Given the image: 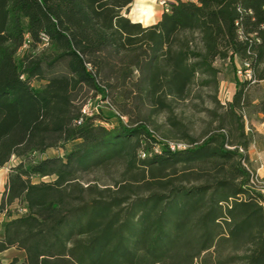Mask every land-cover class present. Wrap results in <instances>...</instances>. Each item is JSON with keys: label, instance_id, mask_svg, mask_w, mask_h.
Segmentation results:
<instances>
[{"label": "trees", "instance_id": "1", "mask_svg": "<svg viewBox=\"0 0 264 264\" xmlns=\"http://www.w3.org/2000/svg\"><path fill=\"white\" fill-rule=\"evenodd\" d=\"M132 1L0 0V167L18 159L0 197V252L24 251L10 264H264V194L242 152L250 83L221 103L214 64L247 61L264 79V0H174L148 26L127 17ZM58 63L127 121L58 107ZM193 86L214 89L205 137L169 115L185 144L171 149L149 119ZM48 148L64 152L41 157ZM115 161L130 180L82 183Z\"/></svg>", "mask_w": 264, "mask_h": 264}, {"label": "rangeland", "instance_id": "2", "mask_svg": "<svg viewBox=\"0 0 264 264\" xmlns=\"http://www.w3.org/2000/svg\"><path fill=\"white\" fill-rule=\"evenodd\" d=\"M159 1L160 0H157V3L164 9V5H161ZM165 1L168 2L169 7V0ZM41 48L42 47H38L35 51L39 52ZM44 48H48V45ZM50 52L51 48L45 50L46 54H49ZM214 64L220 68L216 95L221 103H225L227 102V96H230L229 100H232L233 94L237 89L238 77L236 74V68L240 63L236 61V63L232 65L228 60H216ZM48 77L50 79L52 78L51 82H53L54 85L51 89L60 96L58 107L63 110L70 109L71 112H74L79 108L81 102L83 105L84 101L90 99L93 105H99L97 108L98 111L94 112V114H100L107 117V121H101L105 126L111 127L113 124L118 123L119 119H121L122 122L127 121L128 117H119V112L116 110L117 107L110 100V96L105 99L97 97V93H95L93 89L86 84L78 83L69 73H67L63 64L58 63ZM49 81L50 80L48 79H34L32 85L36 88L39 86L43 87L45 84H48ZM213 93L214 89L211 87L201 88L200 86H193L185 99L173 101L171 111L160 112L151 116L148 122L149 128L154 131L155 137L158 140H162V142L169 140L168 143L172 148L176 146L181 147L184 143L182 141H174L176 139L173 136H182L183 132L176 131L172 127L168 120V116L170 115L176 117L185 124V130L188 132L189 136L195 138L197 142L202 141L211 119V113L209 110L213 108L211 104V95H213ZM246 99L247 104L241 108L240 112L244 122L245 132L250 137V144L247 151H240L248 156L249 165L246 164L247 168L257 174L262 182H264V134L260 133V129L264 128V125L261 124L264 121V114L259 111V103L264 101V79L256 80V82L247 86ZM96 122L99 123L100 121L97 120ZM72 144L73 142H68L65 147L69 149ZM160 145L156 144L154 146L155 150L159 149ZM63 152L64 149L62 148H48L41 157L61 155ZM36 157H40V155H36ZM17 160V158H12L9 163L14 164ZM124 171V163L121 161H115L100 170L83 174L81 181L83 184L94 183L97 181L100 186L110 185L112 189H115L116 187L113 184L114 181H119V179H121L122 182L125 183L130 180L127 179L124 181V179L129 176V174L122 175ZM2 172H5V169H0V173ZM48 179L49 178L47 177H43L40 180ZM33 180L37 181L39 179L34 178ZM252 188L254 187L252 186ZM15 209L16 208L14 207L13 210ZM6 219L7 217L4 214L0 215L1 224L4 223ZM12 248L13 249L1 256L0 264H10L13 258H17L18 261L23 260L24 251L15 247Z\"/></svg>", "mask_w": 264, "mask_h": 264}, {"label": "crops", "instance_id": "3", "mask_svg": "<svg viewBox=\"0 0 264 264\" xmlns=\"http://www.w3.org/2000/svg\"><path fill=\"white\" fill-rule=\"evenodd\" d=\"M172 1L174 0H169V2ZM164 11L165 10L163 9V7H161L157 3V0H133L132 3H130L126 15L127 17L130 18L131 21L139 22L144 26H148L157 22ZM261 124L264 125V121ZM260 133L264 134V128L260 129ZM12 165H13L12 163L8 162L4 166L0 167V169H5V172H2L4 174L0 173V197L5 189L9 168ZM0 215L3 214L1 213ZM2 236H3V223L0 225V238ZM11 249L13 248L11 247L0 252V259L1 256H3L6 252L10 251Z\"/></svg>", "mask_w": 264, "mask_h": 264}, {"label": "built area", "instance_id": "4", "mask_svg": "<svg viewBox=\"0 0 264 264\" xmlns=\"http://www.w3.org/2000/svg\"><path fill=\"white\" fill-rule=\"evenodd\" d=\"M159 3L161 5H164V10L167 11L168 10V2H166L165 0H160ZM43 40L45 41V37H43ZM236 74H237V77H238V81L240 82H248V83H254L256 82V79L253 77V73H252V70L249 68V63L247 61H243V62H240V64L237 66L236 68ZM97 97H100V95H97ZM229 97L230 96H227V101H229ZM101 101V100H100ZM106 103H108L107 101H105ZM98 104L97 105H93L91 100L88 99L86 100L82 107H81V112H82V115L83 116H91L94 114V112H97L98 111ZM119 117L120 118H123L125 116L119 114ZM82 120V118H80L78 120V123ZM169 145V143H168ZM176 145V144H174ZM185 146V144L181 145V147H174L172 148L170 145L169 147L171 149H177V148H183ZM140 155L142 157L145 156V153L144 152H140ZM249 172H250V184L257 190L259 191L260 193L264 194V182H262V180L257 176V174H255L252 170L249 169ZM24 211H26L25 208H20V213H23Z\"/></svg>", "mask_w": 264, "mask_h": 264}]
</instances>
